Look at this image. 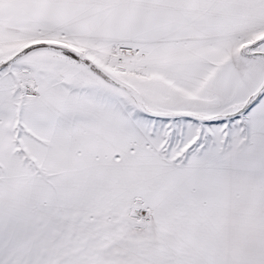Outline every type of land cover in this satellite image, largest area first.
Returning <instances> with one entry per match:
<instances>
[{
	"label": "snow or ice",
	"instance_id": "snow-or-ice-1",
	"mask_svg": "<svg viewBox=\"0 0 264 264\" xmlns=\"http://www.w3.org/2000/svg\"><path fill=\"white\" fill-rule=\"evenodd\" d=\"M0 264H264V0H0Z\"/></svg>",
	"mask_w": 264,
	"mask_h": 264
}]
</instances>
